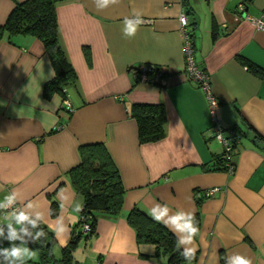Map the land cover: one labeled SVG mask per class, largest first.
Here are the masks:
<instances>
[{"label":"crops","instance_id":"1","mask_svg":"<svg viewBox=\"0 0 264 264\" xmlns=\"http://www.w3.org/2000/svg\"><path fill=\"white\" fill-rule=\"evenodd\" d=\"M15 1L0 0V23ZM185 10L194 62L207 73L216 100L215 121L239 133L230 172L202 168L223 146L210 128L203 91L184 72L178 15ZM134 12L144 23L128 38L123 23L136 19ZM55 13L60 44L76 74L63 100L41 94L52 68L38 39H0V204L16 191L18 208L42 215L57 255L69 233L58 238L55 221L63 215L72 229L81 207L65 171L77 163L78 145L101 142L117 168L122 204L113 218L98 215L93 236L78 241L76 264H166L165 257L138 255L150 247L136 246L125 221L132 207L150 215L156 204L167 205L170 214H198L195 257L181 264H226L234 254L264 264V0H119L104 9L96 0H67ZM240 59L261 73L250 72ZM140 64L165 72L160 85L136 78ZM134 102L162 105L163 137L137 142L135 122L126 113ZM209 188L216 190L204 196ZM50 199L57 204L54 216ZM29 202L33 207L23 209ZM5 215L0 210L3 227ZM11 243L1 241L0 248ZM0 264H6L2 256ZM26 264H37L36 258Z\"/></svg>","mask_w":264,"mask_h":264},{"label":"trees","instance_id":"2","mask_svg":"<svg viewBox=\"0 0 264 264\" xmlns=\"http://www.w3.org/2000/svg\"><path fill=\"white\" fill-rule=\"evenodd\" d=\"M65 1L67 0L15 1L4 21L0 23V39L3 37L9 39L13 35H29L38 39L42 44L52 68V76L41 87V94L44 98H49L55 93L63 100L66 97V88L76 85V74L58 37L55 7ZM183 13L187 18L188 12L185 10ZM187 34L190 38V29L187 30ZM82 49L87 57L86 47ZM240 62L250 72L256 75L261 73L258 67L247 60L240 59ZM141 65L147 68L145 71L146 81L160 85L165 72L160 71L155 65L140 64L134 68L137 79H139L137 71ZM126 113L135 122L136 139L139 144L156 141L163 137L165 116L160 103L134 102L127 106ZM231 130L236 138L231 142L230 150L227 153L222 150L211 163L203 165L204 170L224 171L226 162L232 166L231 149L237 143L239 133H236L233 128ZM262 139L264 147V138ZM77 154V163L67 169L65 174L70 187L81 199V210L78 212L75 226L70 229L66 244L60 246L58 254L54 255L53 249L56 247V242L52 231L42 222L39 228H32L27 223L24 225L31 235L24 236L23 239L28 241L26 246L35 251L37 264H76L72 258V252L80 239L87 241L93 236L98 215L102 214L113 218L120 212L124 189L117 168L103 143L80 144L77 146ZM198 201L199 198L196 204ZM56 212L57 204L50 199V216H54ZM193 215L198 226V214L194 213ZM125 221L134 233L136 246L148 245L150 247L149 253L138 252L142 258L165 257L166 264H181L186 260L181 255L182 251L177 244L176 237L162 223L153 220L149 214L134 206L125 214ZM83 224L87 225L86 231L82 229ZM13 227L16 228V224ZM40 229L46 233V236H41L40 240L32 243V239ZM16 230L19 233V229ZM4 232L8 233V230L4 229ZM5 238L6 235L1 236L0 242H6ZM16 241L21 242L20 240Z\"/></svg>","mask_w":264,"mask_h":264},{"label":"clouds","instance_id":"3","mask_svg":"<svg viewBox=\"0 0 264 264\" xmlns=\"http://www.w3.org/2000/svg\"><path fill=\"white\" fill-rule=\"evenodd\" d=\"M97 8L104 9L108 8L110 5L119 3V0H96ZM136 19L125 18L123 23V34L125 37L131 38L136 35L138 27L144 23L140 18L139 13H135ZM181 25L187 23L186 19L180 17ZM6 203L0 204V210L6 212V209L11 208L13 204L16 203V191H13L11 194L4 197ZM33 207V203L29 202L24 205L23 209H30ZM61 208H64V205L61 204ZM81 207L76 206L75 211L79 212ZM150 215L153 220L158 223H162L166 228L174 233L177 238L178 246H183V251L181 255L186 260H192L195 257L196 248L194 247L195 237L199 234L200 229L195 222L194 215L190 212L177 211L170 214V209L167 205L156 204L150 210ZM4 219L7 221L6 227L8 228V236L5 238L8 242H14L16 240L21 241L20 247L16 246L14 243H11V246L8 248H0V256H2L6 264H15L16 260H23L26 264V261L32 259L36 253L33 250H30L26 245L28 241L23 239L24 236H30L27 227L24 225L27 223L32 226V228H39L41 222L44 221L41 214H37L35 219H32L24 210L20 208H13L11 212H6ZM15 221L16 228L13 227L11 220ZM19 229V233L16 229ZM54 231L57 237L66 236L70 232L69 226L65 223L64 216L60 215L55 221ZM22 233V235H21ZM4 235L3 227H0V236ZM41 236H46V233L40 229L35 238L32 239V243L40 240ZM226 264H252L251 260L239 255L234 254L227 258Z\"/></svg>","mask_w":264,"mask_h":264},{"label":"built area","instance_id":"4","mask_svg":"<svg viewBox=\"0 0 264 264\" xmlns=\"http://www.w3.org/2000/svg\"><path fill=\"white\" fill-rule=\"evenodd\" d=\"M181 16H183L186 19V21H187V18L183 12L178 15V23H179L180 29L183 33L182 53H183V61H184V72H185L187 78L194 81L196 83V85L203 91L204 96H205V100H206V105L208 108V113L210 115V119H211V123H212L210 128L212 129L213 136L215 137V139H217L222 144L223 151L227 153L230 150L231 142L236 137H234V135H233L234 132L231 129H226L225 131L227 134L225 135L224 134L225 131L223 130V128H221V126L215 121L214 108L216 106V100L212 96L210 89H209L208 75L206 72L199 69L194 62L191 39L189 38L187 31H186L187 23L185 25H181V23H180V17ZM254 23L256 24V26H259L261 24L259 20H254ZM146 70H147L146 66H143V65L139 66L138 71H137L139 79L146 80V76H145ZM227 158L228 157L226 155V159ZM225 166H226L225 171L230 172L232 169V166L229 165L228 162L225 163ZM215 190H216V188H209V189L204 190L202 193L204 196H207V195L212 194ZM4 203H6V201H4ZM13 208H18V207L16 204H13L11 206V208L6 209V212H11L13 210ZM3 212H5V211H3ZM10 222L14 226V224H15L14 219L11 220ZM6 224H7V221H6ZM0 227H3V226L0 225ZM3 228L8 230L6 225ZM82 229L84 231H86L88 229L87 225L83 224Z\"/></svg>","mask_w":264,"mask_h":264},{"label":"rangeland","instance_id":"5","mask_svg":"<svg viewBox=\"0 0 264 264\" xmlns=\"http://www.w3.org/2000/svg\"><path fill=\"white\" fill-rule=\"evenodd\" d=\"M8 234H9V233L4 232V235H6V237L8 236ZM4 235H3V236H4ZM0 237H1V236H0ZM20 246H22V245H20ZM34 258H36V255L34 256Z\"/></svg>","mask_w":264,"mask_h":264}]
</instances>
